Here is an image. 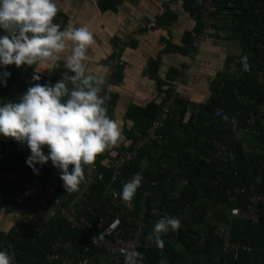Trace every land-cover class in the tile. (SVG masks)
Instances as JSON below:
<instances>
[{
	"label": "crops",
	"instance_id": "obj_1",
	"mask_svg": "<svg viewBox=\"0 0 264 264\" xmlns=\"http://www.w3.org/2000/svg\"><path fill=\"white\" fill-rule=\"evenodd\" d=\"M47 4L49 12L59 14L64 24L49 28L48 34L40 41L35 40L31 48L36 53L34 68L39 74L36 82L41 86L44 79L63 64L95 77H104L111 71L113 79L108 88L109 99L104 105L105 131L101 143L112 157L131 143L129 134L144 123L141 120L149 118L143 112H135L139 118L134 119L128 115L129 109L156 111L172 87L173 79L182 72V80L176 85L181 104L173 107L166 139L164 143L145 146L140 169L136 176H130L132 185L127 187V198L134 206V200L139 197L140 203L145 191L139 187L137 176H143L148 167L156 169L160 164L168 167L164 182L174 180L175 176L178 179L174 181L182 186L184 179L181 177L186 172L178 159L184 158L185 151L199 152L205 161L212 159V153L200 146L203 140L194 137L190 141L181 130V123L185 124L199 110H207L213 101L229 103L233 95L237 100L232 103L234 108L239 113L244 111L241 103L248 95L238 93L232 80L238 73L243 75L245 68L250 76L256 74L258 80L264 82V65L260 69L249 68L250 64L252 67L264 64V56L254 57L249 43L244 40L240 19L232 11L229 15L227 8L214 18L206 36L198 41L199 22L189 0H48ZM233 4L228 2V6ZM29 8L24 6L23 15L18 18L20 28H26L31 22ZM241 10L243 6H238L236 12ZM118 54L124 64L109 70L108 61ZM77 99L74 94L65 93L62 103L75 109ZM180 110H183L182 117ZM30 115L29 112L19 128L4 129L6 115L0 114V139L5 156L16 154V150L24 146L21 134L27 132L26 128L33 130V137L40 130ZM261 124L264 125V117ZM242 145L250 154H260L264 150V142L254 140L251 135ZM40 168L44 170L42 165ZM93 179L82 162L70 159L63 180L64 201L85 214L84 194ZM109 186L108 182L106 188ZM159 204H162L160 199L151 201L150 209H159ZM132 209L136 213L129 215L136 219L140 207ZM230 209L223 197L199 188L196 198L179 207L176 214L161 210L162 217L148 212V237L143 251H137V264H150L152 249L158 254L156 264H264V217L254 222L232 214ZM56 212L57 208L43 199L24 206L13 205L8 192L0 186V233L12 232L19 237L35 233ZM221 224L229 225L232 240L243 245L237 256L232 250L224 251L215 232ZM69 245L70 242L64 240V246ZM92 257L97 264H110L105 253H95Z\"/></svg>",
	"mask_w": 264,
	"mask_h": 264
},
{
	"label": "trees",
	"instance_id": "obj_2",
	"mask_svg": "<svg viewBox=\"0 0 264 264\" xmlns=\"http://www.w3.org/2000/svg\"><path fill=\"white\" fill-rule=\"evenodd\" d=\"M202 1L189 0V4H191L193 10H196L197 13L199 22L198 33L204 28V22L201 18L203 14ZM229 1L234 3L233 6H228ZM47 5L43 7L42 0H0V31L4 35L2 39L0 38V100L5 102L9 98H12L13 106L4 118L3 128L12 129V126L15 129L19 128L26 118L29 117V112L31 113L30 116L41 128L35 132V137L32 136L33 130L26 128L27 132L25 133L28 136L27 149H23V146L19 147L16 150V154L14 153L12 156L21 172L29 177H38L42 180L49 178L51 168L49 150L52 143L59 141L73 143L78 139L72 130V124L74 122L81 125L90 116L92 112V90L95 81V79L89 81L87 77L73 76V74L69 82L62 81L59 78L62 65L57 72L48 78H43L44 81L41 86L39 82H36L39 77L34 68L36 53L33 51L30 60H25V57L35 44L38 34L37 25L40 23L42 9H44L46 15L56 14L55 12H49ZM24 6L30 7L28 19L29 21L31 19V22H29L28 28L17 26L19 16L23 15ZM217 6L214 18L222 15L224 8L230 11H228L229 15H231L232 11L240 19L239 25L244 32V40L249 43V48L253 52L254 57L264 56V0H217ZM238 6H243V10L236 12ZM42 25L44 26L45 34L38 41L48 34L49 28L52 26L61 27L49 20L43 21ZM254 31L257 33L255 34ZM263 65L258 64L256 67H252L250 64L249 68L260 69ZM24 68H26V73L22 80L21 92L29 97L30 103L27 107L21 103L19 97H13L11 92L12 81L17 76H20ZM112 76L113 74L110 80L113 79ZM232 81L236 85L238 93L248 95L241 103L245 108L244 111L239 113L234 108L232 103L237 100L236 95H233L229 103L213 101L207 110H199L185 124L181 123V130L184 131L190 141L195 139L194 137H197L196 140H203L200 146H204L207 153H212V159L205 161L200 157L201 153L193 154L190 150L185 151L184 158L180 157L178 159V164L186 172L185 176L181 177L184 179V183L181 184L182 186L174 181L178 179L175 176L174 180L172 179L168 183L164 182L168 167L163 168L161 164L156 169L148 167L143 176H137L139 187L145 191H150L145 199V203L149 208L151 201L156 199L161 200L162 204L158 205L157 215L163 217L161 210L172 211V215L174 212L176 214L179 207L185 203H191L196 198L199 188H204L207 193H217L219 198L223 197L231 207L245 206L250 200L251 192L246 191L241 193L236 201H230L226 193L229 187L249 186L255 183L257 191L264 193V150L260 154H250L246 151L242 142L234 138L235 131L246 123L251 111L256 110L258 104L262 101L264 97V82H260L256 74L250 76L247 68L244 69L243 75L240 73L234 75ZM34 86L37 89H33ZM171 89L172 87L168 89L166 98L171 96ZM65 93L74 94L78 98L75 109L69 106V104L63 105L62 96ZM108 97L107 91V95L101 105L98 123L91 129L88 137L81 140L82 148L70 152L68 156V168L66 170V172L69 170L70 159H76L88 165L93 160L97 164L98 170L93 175L94 181L84 194L86 198L84 211L87 217L91 219H95L104 213L110 205V187H118L120 194H123L126 188V186L120 187L117 183H109V188H106L107 183L110 182L111 171L109 162L112 156L109 155L108 150L102 147L101 142L105 131L104 105L109 99ZM179 104H181V100L176 95L174 106H179ZM160 105H158L156 111L153 113H148L146 109L136 107L129 109L128 115L134 119L139 118L135 112H143L149 118L142 119L141 121L144 123L142 122V125H139L130 132L129 136L132 141L123 147L122 150L131 147L138 138L146 134L152 119L160 109ZM219 105H221L220 107L223 108L224 112L220 116H215L214 109ZM45 106L58 110L59 116L57 118L44 116L42 110ZM211 107L214 108L211 109ZM182 111L180 110L181 117L183 115ZM172 117L166 120L165 126L162 128V140L149 144H161L166 139L167 123L173 119ZM263 117L264 113L261 115V118ZM256 124L261 128V133L251 136L254 140L264 142V125L261 124V119ZM48 132L52 134L51 143L44 141V137ZM215 141L226 144V150L220 152ZM145 146L140 149L139 157L125 166L124 175H137L140 169L142 150ZM26 164L28 165L27 168L25 167ZM41 165L44 170L40 168ZM101 171L104 172L105 176L98 178V172ZM154 179L159 180L158 185H152L151 182ZM0 186L11 196L13 190L9 185ZM140 193L142 191L138 193V196H140ZM134 201L135 209L141 208L139 197ZM258 207L260 209V216L264 217V203L259 202ZM82 211L80 210V212ZM115 211L119 214H124L122 217L124 224L133 223V219L128 222L125 215H135L136 210L133 211V209L124 206L117 207ZM148 229L146 224L141 238V245L138 248L140 251H143L146 244ZM64 240L70 242V247L64 246ZM86 245L87 239L84 237L82 229L71 226L69 221L57 210L56 214L42 226L41 230L35 233L26 234L21 237L12 232L0 233V264H15L18 262L24 264H61L60 260H47L45 256L52 252L69 253L76 263L82 257ZM145 249L147 250L148 247H145ZM152 250L150 264H156L158 254L154 249ZM88 253L92 259V255L95 253L106 254L103 249L95 246H91ZM106 256L108 255L106 254Z\"/></svg>",
	"mask_w": 264,
	"mask_h": 264
},
{
	"label": "built area",
	"instance_id": "obj_3",
	"mask_svg": "<svg viewBox=\"0 0 264 264\" xmlns=\"http://www.w3.org/2000/svg\"><path fill=\"white\" fill-rule=\"evenodd\" d=\"M47 3L48 0H42L43 7L46 6ZM202 6L203 14L201 18L204 22V28L197 35L198 41L206 36L208 28L213 24L214 14L218 7L217 0H203ZM224 12L222 11V13ZM45 20H49L59 26L64 24L59 14L56 13L49 16L48 14L46 15L44 9H42L40 23L37 25V41L45 34L44 26L42 25ZM142 25L144 24L142 23ZM3 37L4 35L0 31V38L2 39ZM33 51H35V49H31L29 54L25 57V60H30L32 58ZM123 64L124 60L118 54L108 61V68L111 70L113 66ZM25 73L26 68L22 70L20 76H17L12 81L11 92L13 97H19L21 103L27 107L30 103L29 97L21 92L22 80ZM72 74L73 76L78 75L87 77L89 81L95 79L92 90V112L90 116L81 125L74 122L72 124V130L77 135L78 139L73 143L65 141L52 143L49 150L51 168L49 178L46 180H42L38 177H29L21 172L13 156L8 154L6 156L4 155V148L0 141V185H9L12 188L13 192L10 196V201L13 205L24 206L37 199L46 200L60 211L71 226L80 227L82 229L83 235L87 239V245L82 257L79 258L76 263L69 253L64 252H52L46 256L47 260H60L61 264H96L88 253L90 247L95 246L106 252L110 264H137L136 256L146 227V215L150 211L153 214H157L158 210L150 209L145 203L146 195L150 193V191H145L140 199L141 208L138 217L134 219L129 214L125 215L128 222L133 219V223H123L122 217L124 214L117 213L115 209L124 206L130 209L134 208V204L127 198V187L132 185V178L124 175V168L128 163L139 157V151L143 146L151 142L162 140V128H164L166 120L172 115L175 96L177 95L176 85L182 80V72L173 79L171 96L165 98L161 102L160 109L157 115L152 119L146 134L138 138L131 147L125 148L110 159L109 168L111 176L109 183H117L120 187L126 186V188L124 193L120 194L119 188L112 186L110 188V205L106 208L104 213L100 214L95 219L87 217L86 214L80 212L78 207L64 201L62 182L68 168V156L70 152L82 148L81 140L86 139L91 129L98 123L101 105L103 99L107 95L111 82V71L110 74L108 73V75L104 77H95L92 74L84 73L82 70L70 64H63L59 72V78L62 81L69 82L72 79ZM12 107V98H9L5 102L0 100V112L4 115H6ZM223 112L224 110L220 106L214 109L215 116H220ZM262 113H264V97L258 104L257 109L251 111L246 123L235 131V140L243 142L249 135H259L261 133V128L256 123L261 119ZM42 114L46 117L57 118L59 116V111L45 106L42 110ZM21 136L24 139L23 149L26 150L28 136L25 132H22ZM51 136V132H48L44 137V141L51 143ZM215 144L220 152L225 151L227 148L226 144L222 142L215 141ZM87 168L92 175L98 170L97 164L93 160H91ZM97 176L98 178H103L105 175L104 172L101 171L98 172ZM158 182V179H154L151 183L152 185H158ZM246 191L251 192L249 202L245 206H232L230 211L234 215H240L257 222L261 218L258 203H264V193L257 191L255 183L249 186L241 185L229 187L226 192L227 198L230 201H236L240 194ZM215 232L223 243L224 251L228 252L232 250L234 256H237L239 248L243 245L232 240L230 226L221 224L216 228ZM244 247L246 246L244 245Z\"/></svg>",
	"mask_w": 264,
	"mask_h": 264
},
{
	"label": "rangeland",
	"instance_id": "obj_4",
	"mask_svg": "<svg viewBox=\"0 0 264 264\" xmlns=\"http://www.w3.org/2000/svg\"><path fill=\"white\" fill-rule=\"evenodd\" d=\"M83 165L85 166V168H87V167H88V166H87L88 164H83Z\"/></svg>",
	"mask_w": 264,
	"mask_h": 264
}]
</instances>
